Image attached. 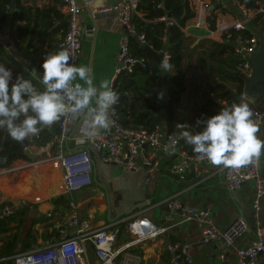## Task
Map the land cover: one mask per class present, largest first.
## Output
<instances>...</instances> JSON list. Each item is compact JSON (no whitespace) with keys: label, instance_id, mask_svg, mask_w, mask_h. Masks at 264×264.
Masks as SVG:
<instances>
[{"label":"crops","instance_id":"1","mask_svg":"<svg viewBox=\"0 0 264 264\" xmlns=\"http://www.w3.org/2000/svg\"><path fill=\"white\" fill-rule=\"evenodd\" d=\"M79 1L83 8L79 17V22L82 25V50L76 66H92L97 82L101 79L113 81L117 75L116 58L119 50V38L124 30L119 21L118 13L112 8L101 9V7L121 0ZM188 1L189 4H195L198 8V0ZM19 2L24 6L46 7L54 5L63 15V19L56 18V20H51L48 25L40 24L38 21L39 24L32 30L33 22L30 15L35 10L29 12L30 21L27 23L25 17L13 19V12L17 6L12 1L6 22L0 29V42L6 50V55L1 56L0 61L16 70L35 69L36 71L31 77L23 76L31 78L39 89L43 73L26 63L23 49L28 42L34 44L40 41L44 48L53 51L58 39L63 34V28L59 24L61 22L65 24L64 32L67 29L68 14L65 10L64 0H19ZM217 4L222 5L212 1L210 9L212 10ZM224 7L226 9L223 12L215 11L217 17L214 27H211L208 19L211 16V11L207 19L197 24L198 9L182 26V30L190 39V43L186 56V90L178 103L177 115L173 120L179 128L178 135H181L182 132L179 124L189 125V130L192 132L195 130L192 104L198 101V93L204 85L196 54L202 48L206 50L211 47L209 41H205L203 44L199 42L206 39L222 41L223 28L241 17L242 10L238 4L227 0ZM252 18L255 20L252 21ZM245 25L251 34L256 35L257 32L264 31V11L254 9L250 20ZM26 72L29 74V71ZM163 79L160 87L163 94L162 106L158 118L159 122L165 125L167 112L164 103L167 98L168 82L165 75ZM254 101L251 98L250 106L256 107ZM80 127L79 119L69 124V138L61 146L62 151L67 152L86 146V142L80 140ZM258 135L261 138L264 137L262 124ZM56 148L55 142H46L44 145H37L31 141L28 144L25 143L22 149L27 157L16 158L11 164L21 166L10 172L0 171V198L10 200L12 204L8 205L12 206L14 210L22 206L28 208L23 223L18 224L16 221L9 223V226H13L14 231L19 233L18 246L29 228H31L35 239L27 249L46 240L58 239L61 235V229H64L68 234L73 233L75 225L72 222V217L75 214L79 219H89L94 225L118 220V231L114 242V249L118 250L117 263L170 264L171 251L166 249L165 243L179 241L188 244L193 258L192 264H239L236 248L255 242L254 226L256 220L260 222L264 230V194L260 200L259 208L255 210L252 205L254 195L252 180L243 182L239 188L232 191L218 176L190 186L189 184L193 182L190 173L184 179H178L162 170L156 173L149 183H145L143 169L125 170L115 163L101 161L95 152L90 150L94 165L93 180L89 185L76 189L69 194L57 191L61 179V170L52 165L43 167L42 161L37 162L42 157L53 153ZM258 165L261 172L264 173V153L258 159ZM172 193H178V198L184 205L207 208L213 221L220 228L225 227L233 218L241 215L247 219L250 229L238 236L230 246H226L222 241L202 242L197 220L178 222V213H174L173 219L166 218L168 211L166 204L159 203V201ZM143 201L146 204L141 205L144 207L141 208L142 212L139 215L147 216L154 224L164 226L165 229L143 242L127 244L133 238V234L128 232L122 224L128 219L126 217L128 214L121 216H117V214ZM103 213H105V218L97 217ZM109 216L112 219H109ZM0 240L1 245L3 242L1 231ZM93 249V245H88V254L92 259L94 258ZM221 252L223 258L220 257ZM11 256L12 254L1 256L0 264H4L3 260ZM257 261L258 264H264V250L258 253ZM181 264L188 263L181 262Z\"/></svg>","mask_w":264,"mask_h":264},{"label":"built area","instance_id":"2","mask_svg":"<svg viewBox=\"0 0 264 264\" xmlns=\"http://www.w3.org/2000/svg\"><path fill=\"white\" fill-rule=\"evenodd\" d=\"M212 1L225 6L227 0H198V8L195 4L190 3L194 13L198 9L197 24L207 19L211 11ZM228 1L238 4L241 7L242 14L240 18L223 28L222 34L224 33L225 41L229 42L234 52L239 55L241 62L238 66V72L245 79L250 74L252 56L258 49V37L255 34L244 35L240 30L246 27L245 24L250 20L254 9L264 11V6L248 8L239 3L238 0ZM137 3L138 0H121L101 7V9H114L118 13L119 21L124 30L119 38L116 74L131 71L136 63L144 65L142 58H136L129 53L130 35H136L140 42H144L143 34H136L131 23V15L135 11ZM64 6L68 14L67 29L58 41L55 51L69 50L71 53L70 63L76 65L82 50V25L79 22L83 9L82 3L79 0H64ZM169 22L172 21L169 20ZM232 31L236 32L233 34ZM165 55L167 54L165 53ZM0 64L4 63L0 61ZM4 65L6 68L11 69L13 82L18 75L30 76L31 69L16 70L11 66ZM26 71H29V74ZM39 90H43L42 84ZM241 97L251 105V98L244 91ZM250 107L254 110L255 118L260 121L261 125L264 112L254 106ZM111 120L113 121L111 127L102 130L96 138L85 141L86 146L67 152L62 151L61 146L69 138V124L74 120L62 118L59 121L60 132L55 139L56 150L37 161H42L43 167L52 165L61 170V179L57 186L58 192L70 194L92 182L94 165L90 150H93L103 162H112L130 171L143 169L145 183H149L156 173L162 170L178 179H184L190 173L193 179V182L189 184L190 186L218 176L232 191L239 188L243 182L252 180L254 188L252 205L255 210L259 208L260 200L264 194V173L259 168L258 159L239 169L214 166L207 160L198 159L195 152H188L179 136H168L165 125L161 122L156 123L151 129L126 126L118 120L115 108L111 111ZM28 139L31 141L32 136ZM20 166L13 164L8 167H1L0 171L10 172ZM159 203L166 204L168 209L167 219H173L174 213H178V222L191 219L197 220L202 242L215 240L222 241L226 246H230L238 236L250 229L247 219L241 215L233 218L225 227L220 228L213 221L207 208H196L182 204L178 198V193L165 196ZM13 211L14 208L8 204L1 206L0 219ZM141 212L140 208L130 214L128 218V228L133 234V238L127 244L143 242L165 229L164 226L154 224L147 216L139 215ZM72 222L75 225L73 233L68 234L64 229H61V235L58 239L46 240L41 244L31 246L29 249L12 254L13 264H128L127 262H116L118 250L114 249V242L118 231L116 226L118 220L94 225L89 219H79L77 215L73 214ZM254 233L256 235L255 242L236 248L239 264H258V253L264 250V230L258 220H256L254 226ZM90 244L94 248L93 259L88 254V245ZM165 247L171 251L170 263H193L186 242L168 241L165 243ZM220 257L223 258L222 252Z\"/></svg>","mask_w":264,"mask_h":264},{"label":"trees","instance_id":"3","mask_svg":"<svg viewBox=\"0 0 264 264\" xmlns=\"http://www.w3.org/2000/svg\"><path fill=\"white\" fill-rule=\"evenodd\" d=\"M12 1L17 6L13 12V19L25 17L27 23L31 17L32 30L39 24L38 21L40 24L48 25L51 20L63 19L62 13L54 5L46 7L24 6L19 0H0V29L6 22ZM238 1L248 8L264 6V0ZM225 9L224 6L217 4L211 10V16L208 18L211 27H214L217 17L215 11L223 12ZM31 10L35 11L28 17ZM193 14L194 11L188 0H138L135 11L131 15V23L136 34H143L144 42H140L136 35H130L129 53L136 58H142L144 65L136 63L131 71L118 73L112 81L113 89L120 94L118 103L114 108L117 118L122 124L133 128L151 129L159 122L158 116L162 106L159 98L162 94L160 87L165 75L168 82L167 98L164 103L167 112L165 128L168 136L177 135L180 138L178 135L179 128L173 120L177 115L178 103L186 90V56L190 43V39L184 34L182 26ZM169 20L172 22L170 23ZM253 20L255 19L252 18ZM59 26L63 28V36L65 24L61 22ZM232 32L234 34L236 31ZM240 32L244 35L251 34L247 28L240 30ZM224 37L223 33L222 41L206 39L199 42L203 44L205 41H209L211 47L206 50L202 48L196 54L204 85L198 93V101L192 104L195 128L193 134L203 130L204 127L203 124L197 125L198 118L206 120L218 114L222 107L238 103L244 91L245 79L238 72L241 60L239 55L233 52L231 44L224 40ZM146 45L150 46L152 50H147ZM56 48L57 44L53 51ZM53 51L44 48L40 41L34 44L28 42L23 49V54L29 66H33L43 73V59L46 54ZM165 53L170 58L172 72L165 73L159 68ZM3 55H6V50L0 42V57ZM254 105L264 112V93L259 100L254 101ZM262 127L264 130V119ZM59 132V122H56L50 127L43 128L38 136H32L31 142L37 145H44L46 142L56 143L55 139ZM180 140L188 152H194L191 145L186 144L181 138ZM24 142L28 144L30 140L26 138ZM26 157L20 143L11 139L6 129H0V167H8L14 159ZM6 204H12V202L0 198V207ZM27 209V206L17 207L11 214L1 217L0 231L3 242L0 245V257L27 249L35 239L31 228H29L18 246L19 233L14 231L13 226H9L12 221H16L18 224L23 223ZM3 261L4 264H13L11 257H7Z\"/></svg>","mask_w":264,"mask_h":264},{"label":"clouds","instance_id":"4","mask_svg":"<svg viewBox=\"0 0 264 264\" xmlns=\"http://www.w3.org/2000/svg\"><path fill=\"white\" fill-rule=\"evenodd\" d=\"M70 57L67 49L45 55L40 80L43 90L23 75L13 82L11 69L0 64V129H6L11 139L23 142L30 136H38L43 128L62 118L80 120L81 142L92 140L111 127L110 113L120 94L113 89L111 80L97 82L92 66L73 65ZM159 68L165 73L172 70L167 55ZM35 71L31 70L30 77ZM196 123L204 127L195 134L189 125L179 124L180 138L193 147L200 160L239 169L264 153V138L258 135L260 121L243 97L206 120L198 118Z\"/></svg>","mask_w":264,"mask_h":264},{"label":"water","instance_id":"5","mask_svg":"<svg viewBox=\"0 0 264 264\" xmlns=\"http://www.w3.org/2000/svg\"><path fill=\"white\" fill-rule=\"evenodd\" d=\"M145 48L150 51L152 50L148 45H146ZM251 63L250 74L245 78L244 92L253 100H259L264 93V36L261 41L259 40L258 49L253 54ZM19 143L24 148L25 142ZM143 203L146 204L145 201L142 203L139 202L127 210L120 211L117 216L128 214L126 217L129 218L130 214L134 212V209L141 207ZM108 218L112 219L110 216Z\"/></svg>","mask_w":264,"mask_h":264},{"label":"rangeland","instance_id":"6","mask_svg":"<svg viewBox=\"0 0 264 264\" xmlns=\"http://www.w3.org/2000/svg\"><path fill=\"white\" fill-rule=\"evenodd\" d=\"M257 36H258V38H259V40L261 41L262 40V38H263V36H264V31H261V32H257V34H256ZM142 207H144V206H142ZM142 207H137L136 209H134V211H136V210H138V209H140V208H142ZM132 214V213H131ZM97 217H101V218H105V213H103V214H99ZM128 223H129V219H126L125 221H123V227L124 228H126V230H128V232H130V230H129V228H128ZM117 226V225H116ZM125 233H127L126 231H125ZM131 233V232H130ZM132 234V233H131Z\"/></svg>","mask_w":264,"mask_h":264}]
</instances>
